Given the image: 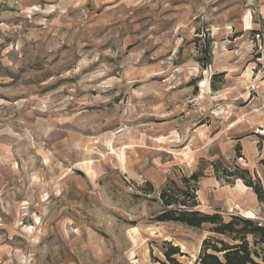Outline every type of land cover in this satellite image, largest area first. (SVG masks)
I'll use <instances>...</instances> for the list:
<instances>
[{
    "label": "rangeland",
    "instance_id": "obj_1",
    "mask_svg": "<svg viewBox=\"0 0 264 264\" xmlns=\"http://www.w3.org/2000/svg\"><path fill=\"white\" fill-rule=\"evenodd\" d=\"M263 157L264 0H0V264H194L207 227L154 222L159 190L264 222L219 179Z\"/></svg>",
    "mask_w": 264,
    "mask_h": 264
},
{
    "label": "trees",
    "instance_id": "obj_2",
    "mask_svg": "<svg viewBox=\"0 0 264 264\" xmlns=\"http://www.w3.org/2000/svg\"><path fill=\"white\" fill-rule=\"evenodd\" d=\"M254 36H260L258 31H252ZM200 37H195L196 44L199 38L207 36L203 59H198L201 68H206L211 64L212 41L208 34L198 33ZM216 76V75H215ZM239 151L240 147H236ZM258 166L262 169V176L255 172L236 167L235 172L228 169L221 171L220 180L240 181L243 186L254 194L257 202L264 208V157L258 161ZM214 165V164H213ZM215 175L218 173L213 166ZM201 176L193 173L190 177L180 179L181 186L169 180L158 192V201L162 210L153 218L156 223H175L191 229H202L207 227L209 234L203 239L199 255L194 264H264V222L255 219H248L238 215H230L225 218L218 212L211 214L200 211L197 203V183ZM148 194H153L152 185L145 183ZM167 249L163 252L164 262L159 264H181L176 258L182 256L179 247L173 246L170 242H165Z\"/></svg>",
    "mask_w": 264,
    "mask_h": 264
}]
</instances>
